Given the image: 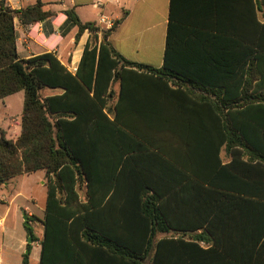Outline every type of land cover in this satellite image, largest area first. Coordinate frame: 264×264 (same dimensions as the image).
Masks as SVG:
<instances>
[{"label": "trees", "instance_id": "1", "mask_svg": "<svg viewBox=\"0 0 264 264\" xmlns=\"http://www.w3.org/2000/svg\"><path fill=\"white\" fill-rule=\"evenodd\" d=\"M53 15L39 1L12 10L0 0V100L24 95L17 139L0 130V186L44 172L38 264H246L225 254L221 224L235 226L239 240L247 225L250 263L264 264V0H170L160 69L112 49L107 38L120 21L101 31L72 9L65 15L75 40L90 37L74 73L50 53L20 59L14 20L28 26ZM127 70L184 88L213 115L216 171L188 212L178 197L179 162L163 158L160 145L138 136L158 152L151 166L129 167V152L140 147L119 119ZM30 253L27 244L22 264Z\"/></svg>", "mask_w": 264, "mask_h": 264}, {"label": "crops", "instance_id": "2", "mask_svg": "<svg viewBox=\"0 0 264 264\" xmlns=\"http://www.w3.org/2000/svg\"><path fill=\"white\" fill-rule=\"evenodd\" d=\"M5 1L6 6L12 10L31 6L39 1L43 4L44 11L54 14L49 19L28 26L21 25L18 19L14 20L16 50L20 59L27 60L50 53L68 71L74 73L90 37L85 31L75 40L77 27L69 22L65 15V11L72 9L81 23H94L101 31L105 29L99 24L100 18H105L112 24L120 21L107 41L112 49L125 60L154 69H160L163 65L170 0ZM99 43L100 35L98 34ZM124 75L128 87L119 106V119L125 126L126 133L136 142L133 146L140 147L138 151L129 152V155L133 157L129 167L134 170L143 166L148 167L150 165L148 162L151 160L150 154L158 152L155 147L147 146L143 139L160 145L163 158L169 161L170 157H173V161L170 159L171 162L176 160L179 162L178 167L182 173L178 197L189 202L185 204L186 212H188L190 203L196 206L200 194L203 196L205 193L203 188H209L208 183L212 181L215 170L212 162L219 155L217 144L213 143V141L216 143L213 115L203 108V103L194 99L184 88L177 89L170 83L139 71L127 70ZM113 89L118 93L120 84H114ZM50 94L52 93L49 91L44 92L46 96ZM5 99L7 97L1 101ZM0 130L5 132L7 139L15 141L20 134V118L9 117L6 127ZM175 132L177 139L174 137ZM131 138L128 136L125 139ZM164 152L169 154V157ZM220 158L222 163L229 161L224 152L220 153ZM37 174L40 175L39 178L44 184V172L24 176L30 177ZM138 174L146 179L153 177L152 171L150 173L138 171ZM133 176L134 173L131 174V177ZM10 181L0 187H7ZM20 195V192L11 194L8 209L0 218V264H22V255L26 252L28 244L26 230H24L25 233L22 232L16 222L6 225L10 207ZM21 210L27 213V221L35 218L26 208ZM42 219H38L41 232L34 233L32 230L36 241L30 243L29 264L39 262L40 243L43 237ZM221 225L223 227H219L216 237L219 238V244L223 245L225 254L235 263L241 261L251 264L250 249L248 241L245 240L248 236L246 229L249 227L245 224L241 226L243 233H241L242 240H239L232 239L236 234L235 226ZM26 226L30 227V224ZM201 230L186 233V235L200 234ZM200 246L205 248L208 243H200Z\"/></svg>", "mask_w": 264, "mask_h": 264}, {"label": "rangeland", "instance_id": "3", "mask_svg": "<svg viewBox=\"0 0 264 264\" xmlns=\"http://www.w3.org/2000/svg\"><path fill=\"white\" fill-rule=\"evenodd\" d=\"M22 103V92L9 96L4 101L0 100V129L6 127L9 117L20 118ZM39 176V174L30 177L20 175L12 179L7 187H0V218L3 217L8 209L11 194L21 193L12 207H10V215L6 219V225L16 222L22 232H24V227L30 224L34 233L41 232L38 219L43 218L46 188ZM21 208H26L35 218H30L29 221L25 220L27 213L23 212ZM28 239L29 237L27 242Z\"/></svg>", "mask_w": 264, "mask_h": 264}, {"label": "built area", "instance_id": "4", "mask_svg": "<svg viewBox=\"0 0 264 264\" xmlns=\"http://www.w3.org/2000/svg\"><path fill=\"white\" fill-rule=\"evenodd\" d=\"M99 24L103 25L105 30L110 29L112 27V25H113L112 22L106 20L105 18H100Z\"/></svg>", "mask_w": 264, "mask_h": 264}, {"label": "water", "instance_id": "5", "mask_svg": "<svg viewBox=\"0 0 264 264\" xmlns=\"http://www.w3.org/2000/svg\"><path fill=\"white\" fill-rule=\"evenodd\" d=\"M27 219V217L25 216V220ZM28 244H30L31 243V240L30 239H28V242H27Z\"/></svg>", "mask_w": 264, "mask_h": 264}]
</instances>
